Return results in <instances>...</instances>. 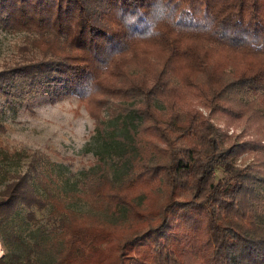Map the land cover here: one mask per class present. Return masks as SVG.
I'll return each instance as SVG.
<instances>
[{
	"label": "trees",
	"instance_id": "obj_1",
	"mask_svg": "<svg viewBox=\"0 0 264 264\" xmlns=\"http://www.w3.org/2000/svg\"><path fill=\"white\" fill-rule=\"evenodd\" d=\"M0 27L36 34L44 55L7 74L76 95L96 122L131 116L141 134L130 175L87 182L96 213L25 173L1 192L0 222L50 206L53 264H264V0H0ZM238 124L253 135L228 133Z\"/></svg>",
	"mask_w": 264,
	"mask_h": 264
},
{
	"label": "rangeland",
	"instance_id": "obj_2",
	"mask_svg": "<svg viewBox=\"0 0 264 264\" xmlns=\"http://www.w3.org/2000/svg\"><path fill=\"white\" fill-rule=\"evenodd\" d=\"M35 37L0 27V194L9 182L27 173L38 194H54L83 214L96 213L83 198L87 182L103 167L115 183L130 175L136 138L140 140L141 134L135 132L131 116L115 117L108 108L101 122H96L76 95L52 98L38 83L7 74L13 66L44 58L32 43ZM210 120L223 124L213 116ZM227 130L232 136L253 135L242 124ZM249 162L250 156L243 163ZM215 174L219 177L220 171ZM257 188L261 201L255 213L264 225V188ZM50 209L20 205L9 220L0 222V264H53L60 242L57 222L47 219ZM30 211L35 221L28 218ZM99 215L114 222L124 212Z\"/></svg>",
	"mask_w": 264,
	"mask_h": 264
},
{
	"label": "bare ground",
	"instance_id": "obj_3",
	"mask_svg": "<svg viewBox=\"0 0 264 264\" xmlns=\"http://www.w3.org/2000/svg\"><path fill=\"white\" fill-rule=\"evenodd\" d=\"M0 252H1V245H0Z\"/></svg>",
	"mask_w": 264,
	"mask_h": 264
}]
</instances>
